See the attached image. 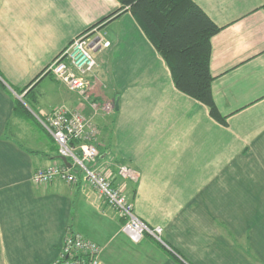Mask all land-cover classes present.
Instances as JSON below:
<instances>
[{"label": "crops", "instance_id": "1", "mask_svg": "<svg viewBox=\"0 0 264 264\" xmlns=\"http://www.w3.org/2000/svg\"><path fill=\"white\" fill-rule=\"evenodd\" d=\"M193 1L220 27L210 70L225 123L175 86L129 10L104 20L118 0H0V264H52L67 230L98 242L101 264H264L263 0ZM92 27L110 45L94 52L91 97L119 106L94 116L96 161L138 217L162 226L164 243L131 240L83 181L32 179L64 162L34 114L59 104L91 112L44 70ZM121 164L136 179L120 177Z\"/></svg>", "mask_w": 264, "mask_h": 264}, {"label": "built area", "instance_id": "2", "mask_svg": "<svg viewBox=\"0 0 264 264\" xmlns=\"http://www.w3.org/2000/svg\"><path fill=\"white\" fill-rule=\"evenodd\" d=\"M93 27L78 36L63 49L46 68L55 78L70 91L90 99L89 81L86 75L92 73L98 62L94 52L108 47L110 41L92 35ZM91 114L86 115L81 109L67 106H56L46 115L39 118L44 128L53 136L61 157L70 158L78 168L79 174L66 164L50 165L33 173L35 183L46 184L59 179L66 183L77 184L80 181L93 187L104 198L106 203L115 209L123 220L122 230L135 242L146 234L164 243L162 226H150L138 217L133 203L127 195L115 186L106 173L104 166L98 161L99 150L92 143L97 135L98 126L94 116L100 112L110 113L115 109L112 102L90 101ZM118 175L124 179H136V171L128 165L118 167ZM103 247L83 234L67 230L62 241L59 256L52 264H101Z\"/></svg>", "mask_w": 264, "mask_h": 264}, {"label": "trees", "instance_id": "3", "mask_svg": "<svg viewBox=\"0 0 264 264\" xmlns=\"http://www.w3.org/2000/svg\"><path fill=\"white\" fill-rule=\"evenodd\" d=\"M118 1L121 7L104 20L129 10L166 61L175 86L225 123L213 98L210 70L211 39L220 27L193 0Z\"/></svg>", "mask_w": 264, "mask_h": 264}, {"label": "rangeland", "instance_id": "4", "mask_svg": "<svg viewBox=\"0 0 264 264\" xmlns=\"http://www.w3.org/2000/svg\"><path fill=\"white\" fill-rule=\"evenodd\" d=\"M94 33H92V35H93ZM51 64V63H50ZM49 64V65H50ZM48 65V66H49ZM47 66V67H48ZM46 67V68H47ZM48 69V68H47ZM47 69H45L44 70V72L47 74V75H50L51 74V71H49V70H47ZM95 70V69H94ZM94 72V71H93ZM92 72V73H93ZM92 73H90V74H88V75H86V79L89 81V94H90V88H91V83L92 82H96V84L98 83V79L96 78V79H92L91 78V74ZM58 81V80H57ZM59 83H61L62 85H63V88L65 89V91H66V93H67V91L68 92H72V91H70L62 82H60V81H58ZM26 91V89L24 90V92ZM21 93H23V92H21L20 91V94H18V96H19V98L21 99V100H23L24 101V99L22 98V96L23 95H21ZM72 93H74V92H72ZM74 94H76L77 96H78V98H80L81 100H83V102L84 103H87L89 106H90V101H92V100H94V101H96L97 99L96 98H93V97H90V99L88 100V99H86L84 96H82V95H78L77 93H74ZM90 96H91V94H90ZM24 98L25 99H27V94H25L24 95ZM27 101V100H26ZM98 101V100H97ZM100 101V100H99ZM105 102H109V101H105ZM113 103V102H112ZM61 105H63V106H66V105H64V104H59V105H57V106H61ZM56 107V106H55ZM73 109V108H72ZM52 110V109H51ZM82 111H84L83 110V108L81 109ZM114 111V110H113ZM112 111V112H113ZM85 112V111H84ZM92 112V111H91ZM91 112L90 113H86L85 112V114L86 115H90L91 114ZM99 113H101L100 111H99ZM103 113V112H102ZM106 114H108V113H106ZM46 115V114H45ZM44 115H41L40 113H35L34 114V117H35V119L41 124V122H40V120H39V118H41V117H43ZM95 118V117H94ZM42 125V124H41ZM42 127L44 128V126L42 125ZM99 128V127H98ZM45 129V128H44ZM46 130V129H45ZM47 131V130H46ZM48 132V131H47ZM49 133V132H48ZM50 134V133H49ZM97 135L94 137L95 139H94V141H92V143H94L95 144V140H96V138H97V136L100 134V129H98V132L96 133ZM51 135V134H50ZM52 136V135H51ZM53 137V136H52ZM55 140V139H54ZM56 142V141H55ZM63 158V157H62ZM99 158V157H98ZM64 164H66L65 162H63ZM67 165V164H66ZM121 165H125V164H121ZM121 165H119V166H121ZM68 166V165H67ZM69 167V166H68ZM40 169H43V168H40ZM38 170V169H37ZM33 176V175H32ZM68 184H71V183H68ZM91 187V186H90ZM93 188V187H92ZM103 198V197H102ZM104 199V198H103ZM106 202V201H105Z\"/></svg>", "mask_w": 264, "mask_h": 264}, {"label": "water", "instance_id": "5", "mask_svg": "<svg viewBox=\"0 0 264 264\" xmlns=\"http://www.w3.org/2000/svg\"><path fill=\"white\" fill-rule=\"evenodd\" d=\"M115 107H116V109H118V107H119V106H118V103H116V106H115ZM63 160H64V162L67 164V162H68L67 158H66V157H63Z\"/></svg>", "mask_w": 264, "mask_h": 264}]
</instances>
